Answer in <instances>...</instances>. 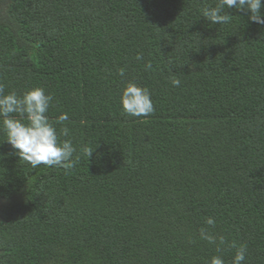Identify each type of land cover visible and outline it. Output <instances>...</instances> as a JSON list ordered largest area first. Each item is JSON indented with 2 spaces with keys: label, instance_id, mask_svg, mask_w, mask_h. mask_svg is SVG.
Wrapping results in <instances>:
<instances>
[{
  "label": "trees",
  "instance_id": "1",
  "mask_svg": "<svg viewBox=\"0 0 264 264\" xmlns=\"http://www.w3.org/2000/svg\"><path fill=\"white\" fill-rule=\"evenodd\" d=\"M218 3L0 0V84L51 94L78 158L32 168L0 146V264H231L241 245L264 264V25H213ZM128 82L152 114L123 111Z\"/></svg>",
  "mask_w": 264,
  "mask_h": 264
},
{
  "label": "clouds",
  "instance_id": "2",
  "mask_svg": "<svg viewBox=\"0 0 264 264\" xmlns=\"http://www.w3.org/2000/svg\"><path fill=\"white\" fill-rule=\"evenodd\" d=\"M228 9L248 13L250 22L264 25V12H262L264 0H219L217 6L204 8L202 17L213 25L228 24L231 21ZM141 58L137 56V59ZM145 67L150 69L152 65L149 63ZM120 75H124L123 69ZM171 82L176 87L181 83L175 78ZM52 101L53 96L46 94L42 87L32 88L23 95H18L15 92L5 94L4 86L0 84V123L6 134V139L0 143V146L4 143L9 144L13 153L32 168L46 165L72 169L78 162V158H74L76 149L70 140L60 139V136L69 135V128L63 127L58 133L54 124L50 123L48 112ZM121 105L123 111L132 117L148 116L155 111L150 90L134 82H128L123 89ZM68 119V114L62 113L57 118V123L63 124ZM83 152L90 159L94 150L85 148ZM215 223L212 217L206 220L207 225L214 226ZM200 238L209 244L217 243V237L205 228L200 229ZM219 244H225L223 236L219 237ZM232 247L236 245L233 243ZM217 251H220L219 246ZM246 251V245L238 247L231 264H244ZM209 264H225V261L222 256L217 255L211 258Z\"/></svg>",
  "mask_w": 264,
  "mask_h": 264
}]
</instances>
